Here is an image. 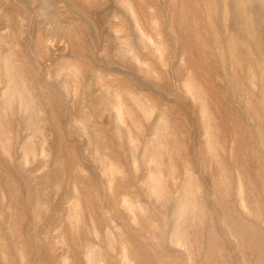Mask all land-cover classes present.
<instances>
[{
	"label": "rangeland",
	"instance_id": "obj_1",
	"mask_svg": "<svg viewBox=\"0 0 264 264\" xmlns=\"http://www.w3.org/2000/svg\"><path fill=\"white\" fill-rule=\"evenodd\" d=\"M0 264H264V0H0Z\"/></svg>",
	"mask_w": 264,
	"mask_h": 264
}]
</instances>
